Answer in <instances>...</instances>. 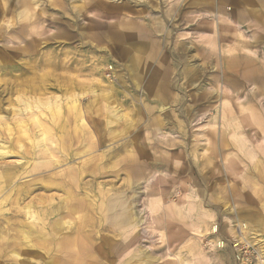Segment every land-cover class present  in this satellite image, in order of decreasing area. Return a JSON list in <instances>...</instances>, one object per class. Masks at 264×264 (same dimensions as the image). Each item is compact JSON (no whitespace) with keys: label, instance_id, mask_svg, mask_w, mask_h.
<instances>
[{"label":"bare ground","instance_id":"obj_1","mask_svg":"<svg viewBox=\"0 0 264 264\" xmlns=\"http://www.w3.org/2000/svg\"><path fill=\"white\" fill-rule=\"evenodd\" d=\"M109 1L117 3L120 0ZM63 6L64 0H46V3L41 0H0V264H191L190 258L170 242H166L160 249L152 245L154 233L157 237L160 231L155 225L145 227L146 222L151 225L155 222L154 219L161 218L163 221L157 224L167 223L165 228H171L172 220L175 221L178 213L181 210L187 211L189 207V204L185 203L182 208L178 207L179 204L176 203L181 201V196L177 198L178 202L175 200V205L167 206V210L161 214L163 193L156 185L141 193V180H137L128 182V186H132L129 198L123 192L105 193V198L99 199L97 209L90 202L81 200L82 192L92 186V179L83 185L82 175L86 172L81 165L56 171L60 167L59 164L76 162L78 157L94 147V138L91 136L88 139L90 143L82 148V131L85 132L89 124L85 119V108L81 109L80 100L90 96L100 99L109 123L118 122L122 127L127 126L122 120V106L113 104L120 101L118 89L122 88L121 92L125 93V90L131 87L126 86L122 75H117L114 66L109 67L106 60L108 58L105 59L104 55L98 56L96 60L87 56L88 62L96 64L91 66V79L86 84H78L72 78L64 79L62 84H46V79L53 71L63 67L67 69V55L61 54L57 48L61 43L71 40L73 34L70 29L74 28L76 19L66 20L68 13ZM55 8L61 14L58 18L47 12ZM108 9L102 5L103 11H111ZM256 17L260 19L257 27L264 30V18L258 15ZM99 20L95 22L99 27H96V30L91 28L89 35L91 40L88 48H92V51L87 52L91 55L103 52L100 49L107 53L105 47H93L92 41H105L110 48L140 44V36L132 37L124 31H115L117 25L114 19L107 22ZM46 21L61 24L64 28L49 34L43 25ZM241 25L220 14L215 16L213 23L206 21L202 24L203 31L210 32L209 29H213L209 37L203 36V39L205 45L215 51H207L209 54H206V61L209 65L203 75L195 67L183 66L174 60L173 57L179 56V50L176 55L167 57L168 60L159 61L163 69L157 70V58L151 51L148 54L149 51L143 48L146 57L140 68L139 55H131L129 45L123 48L119 55L120 60H124L120 71L131 80L133 90L137 92L139 89L145 97H161L160 91L170 90L179 95L174 96L176 100L183 102L186 98L183 95L185 90L189 85L194 86L197 83L196 91L202 92L192 96L194 102L201 103L208 110L212 109L215 103L218 104L212 118H220L218 147L214 139L217 134L214 129L216 123L210 124L206 131L208 136H213L209 137L211 159H216V153L222 158L223 153L235 150L239 156L224 154L221 171L237 179L239 165L243 164V168H247L246 174L255 178L256 183H264V144H259L264 143V36L248 26L254 33L248 36L241 34ZM101 26L106 28L100 30ZM77 28L78 36L85 34L83 24L79 22ZM202 35H205V32H202ZM199 38L202 39L201 36ZM222 42L226 44V48L221 52L217 45ZM48 46L53 47L51 52H43ZM252 48H258L259 51ZM216 49L221 54L218 55V52L217 56L215 55L217 62L213 64ZM110 53L108 51L107 57L114 56ZM60 55L64 59L60 58ZM118 63L119 60L116 64L119 65ZM146 65L152 68L149 78L151 83L146 89H142L138 81L144 76ZM178 68L182 70L178 71ZM47 69L49 72H44ZM14 73H17L16 77L13 76ZM107 73L109 75H106ZM7 75L10 80H1V76ZM200 76L203 78L200 79ZM180 80H184L182 85ZM8 86L11 96L4 98L3 93ZM13 87L16 89L13 90ZM50 89L60 92L61 96L49 94ZM14 94H18V97L12 98ZM29 95L37 98H31ZM129 97V100L121 98L122 105L135 96ZM46 110L51 114V120L49 114H45ZM185 113H189V108ZM13 122L17 124L15 127H11ZM89 134L87 132L86 136ZM137 156L138 159L136 156L134 159L138 161L140 155ZM11 159L17 162H8ZM189 160L194 177L195 220L198 226L206 227L205 218L208 217V211L203 208L209 207L208 204L213 198L202 187L201 181L205 182L206 169L209 170L212 163L207 160L199 162L198 158ZM139 172L134 171V174L139 176ZM22 176H32L34 179L17 184ZM54 191H60L66 197L56 199L55 196L49 195L45 199L48 193ZM143 196L149 202L147 211L138 207ZM217 202L224 203L223 200ZM258 205L264 209V204ZM7 206L8 208L2 209ZM231 212L228 207L222 213L228 217ZM185 215H188V212ZM159 226L161 229V225ZM213 229L211 231L216 233V228ZM173 250H178V254H174ZM261 263L264 261L259 262Z\"/></svg>","mask_w":264,"mask_h":264},{"label":"rangeland","instance_id":"obj_2","mask_svg":"<svg viewBox=\"0 0 264 264\" xmlns=\"http://www.w3.org/2000/svg\"><path fill=\"white\" fill-rule=\"evenodd\" d=\"M41 1L46 3V0ZM92 1L93 0H64L63 8L65 12L68 13L66 20L70 18L76 19L74 28L70 29V33L73 34L71 40L65 42L66 44L61 43L57 48V50H60L61 54L67 55L65 59L67 69H63L64 67L58 68L53 72L51 69L50 71L52 73L45 82L47 85H56L57 83L62 84L64 79L72 78L75 79L78 84L84 85L91 79L89 73L91 66L96 64V62H93V64L90 61L88 62L87 56L93 57L96 60L98 56L102 57L104 55L103 57H105V59L108 58L106 60L108 62L107 64L110 65L109 67L114 66L113 68L115 72H117V75H122L123 78H125L126 86H131L125 90V93L121 92L123 91L122 88L118 89L120 101H118L119 104H113L114 106L119 105L118 107L122 106L120 108L122 109V113H124V118L122 120L127 123V126L123 125L122 127L121 123L118 122L109 123V120L106 118L107 113L104 111V104L100 102V99H96L93 96L83 98L80 100L81 109L84 110L85 108V119L86 121L88 120L87 123L90 127L87 125L85 132L82 131V148L84 149V147L90 143L88 139L91 136L94 138V147L78 157L76 162L67 161L59 164L60 167L56 171L81 165L84 172H86L82 175L83 185L92 179V186L87 191L82 192L83 195L81 200L86 203L90 202L94 208L97 209L100 202L99 199L105 198V193L115 194L123 192L126 197L129 198L131 196L132 186L130 188L128 182L137 180H141V193L148 191L152 185H156L160 192L163 193L164 201L161 202V214L167 210V206L171 204L175 205L177 198L181 196V201H177L178 203H176L179 204L178 207L182 208L184 203L189 204V207L186 206L187 211L181 210V212L178 213L174 223L178 225L185 224V229L180 230L177 226H171V228L169 227L167 229L165 228L168 226L167 223L157 224L159 221H163L161 218L157 220L154 219L155 222L151 225L146 222L145 227L155 225L157 230L160 231V235L157 237V234L154 233L152 245L160 249L163 248L162 246H164L166 242H170L176 245L174 247H179L183 255H187L188 258H190L191 264H207V262L208 264H241L244 262H246V264H259V262H263L264 209L258 204H264V183H256L255 178L246 174L248 173L247 168H243V164L239 165V170L236 175L237 179L231 177L229 174L227 176L225 172L223 173L221 171L224 154L231 153L239 156L236 154L235 150L223 153L222 158L217 156L216 153V159H211L212 156L209 144L211 140H209V137L212 138L213 136L210 134L208 136L206 131L209 129L210 124L216 123L214 129H216L217 134L214 139H216V147H218L220 130L218 127L220 125V118L217 117V120L212 119L214 118L218 104L215 103L213 108L208 110L204 108L201 103H195L192 96L198 95V92L199 94L202 92L196 91L197 83L194 84V86L189 85L188 89L185 90V94L183 95L186 98L183 102L176 100L175 97L179 95L170 90L169 92L160 91V94H162L161 97L156 95L145 97L139 89L137 92L133 90L131 80L126 78L124 73L120 71L122 69L121 63H123L124 60H120L119 55L121 50L129 45L128 48L132 51L130 54L135 56L139 55L140 60L138 61V66L140 68L144 64L146 57L143 48H145V51H149L148 54H150L151 51L152 54L155 55V58H157H154L158 61L156 62L157 70L163 69L159 61L168 60L167 57L172 56V54L176 55V51L179 50V56L173 57L174 60L179 61L183 66L189 65V67H195V69L203 75L206 71V67L209 65L206 61V54H209L207 52L208 50L211 51L209 46L205 45L203 36L209 37L208 35L211 34L213 29L210 28V32L203 31L202 24L206 21L213 23L215 16L220 14L216 12L215 5L208 6V8L201 10L192 5L188 6L193 0H120L117 3L109 0H94V3H92ZM85 3L87 4L84 5ZM102 5L109 8L108 10L111 11H103ZM113 7L116 8L113 9ZM56 10L57 8L53 10L50 9L47 10V12L54 18H58L61 14ZM223 10L224 14L220 15L228 18L229 10ZM95 17L101 18V20ZM250 17L248 16L245 19L240 16L238 18H229L242 24V28H240L241 34L243 33L247 36L252 35L254 32L250 31L248 28L251 27L258 30L256 32L264 36V30H260L259 27H257V24L260 23V19L256 17V14ZM111 19L116 21L115 24L117 26L115 31H124L132 37L140 36L141 40L139 39L140 41L138 42L140 44H132V46L128 44L127 46L125 45V47L120 46L116 48L114 46L110 48L105 41H92L91 45L93 47L97 45L105 47L107 53L105 50L100 49V51L103 52L93 53L91 55L88 53L92 51V48H88L91 40L89 38L92 32L91 28L95 29L99 27L96 25L97 23H95L98 20L100 22H107V20ZM62 20L64 21V19ZM78 20L85 27V34L81 36L77 35ZM43 25L49 34L57 33L64 28L61 24H59L61 25L59 26L47 21L43 23ZM105 28V26H101L100 30H104ZM202 32H205V35H202ZM148 36H150V38ZM200 36L202 39L199 38ZM135 39L137 40V38ZM52 48L53 47L48 46L42 51L51 52ZM217 48L222 52V50L226 48V44H224V42L219 43ZM252 49L258 50V48ZM136 50L140 52H136ZM218 50L216 49L214 59H212L213 64L217 62L216 56L219 52ZM108 51L111 52L110 54H113L115 58L114 56L107 57ZM214 52L215 51H211L210 53ZM220 54L219 52L218 55ZM61 57L64 59L62 55H60V58ZM113 58L115 63H113ZM116 59L119 60V65L116 64ZM74 61H76V63H74ZM77 62L79 64H77ZM149 62L152 63V61ZM81 64L82 66H80ZM30 65H33V63H30ZM179 69L180 68H178V71L182 70V68ZM151 70L152 68H149L148 65L145 66L144 76L138 81L142 89H146L151 83L149 79L152 74ZM44 72H49V69ZM37 73L38 72H36V74ZM16 75L17 73L13 74L15 77ZM106 75H109V73ZM1 77V80H10L8 75ZM201 78L203 77L200 76V79ZM183 82L184 80L179 81L181 85ZM66 83H70V81H66ZM9 87L10 86L6 87L7 89L3 93L4 98L11 96L8 92ZM2 88H4V86H2ZM12 89L15 90L16 87ZM186 92H188V94ZM48 93L54 96H61V93L57 92L55 89H50ZM129 95L135 97L125 105H122L121 98H131ZM16 96L18 97V94L12 95V98ZM29 97L37 98V96L33 97L31 95H29ZM155 97L159 98L155 99ZM233 101H235V99ZM187 108H189L188 114L185 113ZM45 112V114H49L48 117L51 120L49 111L46 110ZM16 125L17 124L13 122L11 127H15ZM87 132L90 133L88 136H86ZM259 144L263 146L264 143L259 142ZM137 155H140L138 161L134 159V156L138 159ZM188 156L193 160L198 158L199 162L207 160L211 162L213 166H210L208 168L209 170L206 169L205 182L201 181L202 187L213 198V201L209 202L211 205L208 204L209 207L203 208L204 211H208V217L205 218L206 227L198 226L195 220L196 211L193 205L194 177L192 176L190 169L192 168V164ZM256 161L257 159L255 162ZM8 162L15 164L17 161L11 159ZM134 171H140L139 176H136ZM198 177L199 176H196V178ZM32 179H34L32 176H22L21 179L17 181V184H22ZM145 181L148 182L145 183ZM49 195L55 196L56 199H63L66 197L62 192L54 191L48 193L45 199H47ZM147 200L148 199H145L143 196L142 202L138 207L140 209L144 208L147 211L149 208V202ZM218 200H223L224 203H218ZM191 207L192 210H190ZM228 207L232 212L231 215L225 217V213L222 212ZM6 208H8V206L2 209ZM186 212H188V215H185ZM80 214L83 215L84 213ZM247 216L253 222L249 221ZM223 217H225L227 221ZM236 223L238 224L236 225ZM159 225H161V229ZM213 228H216V233L211 231L214 230ZM155 238L159 240H155ZM146 246L149 245L147 244ZM172 252L177 255L179 251L177 250L174 252L173 250Z\"/></svg>","mask_w":264,"mask_h":264},{"label":"crops","instance_id":"obj_3","mask_svg":"<svg viewBox=\"0 0 264 264\" xmlns=\"http://www.w3.org/2000/svg\"><path fill=\"white\" fill-rule=\"evenodd\" d=\"M191 5L201 10L208 8V6L215 5L216 12L220 14H224L223 9H227L229 10L228 17L230 18H238L240 16L245 19L248 16L253 17L255 14L256 16L258 15L264 18V0H193L188 6ZM249 221L252 220L249 219ZM172 226H177L180 230L185 229V224L178 225L177 223L175 224L173 220Z\"/></svg>","mask_w":264,"mask_h":264}]
</instances>
